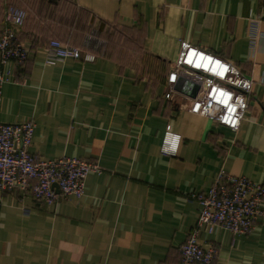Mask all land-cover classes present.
<instances>
[{
	"label": "crops",
	"instance_id": "1",
	"mask_svg": "<svg viewBox=\"0 0 264 264\" xmlns=\"http://www.w3.org/2000/svg\"><path fill=\"white\" fill-rule=\"evenodd\" d=\"M49 1L0 0V28L8 6L27 12L17 33L27 59L0 66V122L33 120L39 160L99 169L83 196L52 205L0 191V264H180L199 217L192 195L220 170L264 185V0ZM89 21L99 48L74 40ZM52 39L82 57L46 65ZM181 41L253 79L237 132L164 99ZM167 130L180 137L174 155L161 150ZM198 243L216 250L214 264H264V216L249 235L217 227Z\"/></svg>",
	"mask_w": 264,
	"mask_h": 264
},
{
	"label": "built area",
	"instance_id": "2",
	"mask_svg": "<svg viewBox=\"0 0 264 264\" xmlns=\"http://www.w3.org/2000/svg\"><path fill=\"white\" fill-rule=\"evenodd\" d=\"M26 17L24 9L15 6L5 9L0 28L1 67L8 62L23 63L27 59V50L17 41L18 30ZM46 50V65L82 57L78 49L55 39L48 42ZM84 59L92 61L94 57L85 55ZM180 78L186 87L198 86L195 97L175 91L174 86ZM3 82L0 72V85ZM166 85L164 99L175 102L179 98L189 113L237 132L248 110L253 79L242 74L231 62L181 41ZM34 128L33 120L13 124L0 122V191L28 192L36 201L47 205L59 199L83 196L86 177L98 171L97 164L74 157L51 161L37 159L28 152ZM179 141L178 135L167 130L162 152L174 155ZM192 197L199 204V217L179 248L180 264H214L216 250L198 243L202 231L212 232L219 227L233 235H249L255 230L257 218L264 216V185L224 170L219 171L206 193Z\"/></svg>",
	"mask_w": 264,
	"mask_h": 264
},
{
	"label": "rangeland",
	"instance_id": "3",
	"mask_svg": "<svg viewBox=\"0 0 264 264\" xmlns=\"http://www.w3.org/2000/svg\"><path fill=\"white\" fill-rule=\"evenodd\" d=\"M71 11H73V10H71ZM72 14L74 15L75 14V12L73 11L72 12ZM88 24H91V26L89 25L88 27H89V34L87 33V39L86 38H84V37H82L81 39L78 37V38H76V39H74L75 40V42H77V41H80V42H82V40H83V42H86L85 44L87 45V47H91V46H93V47H95V48H99L100 46H103V44H102V42H98V40H96L97 39V37L95 38V33L94 32H96V30L95 31H90L92 28H94V26H93V24H92V21H89L88 22ZM86 27H87V25H85ZM94 33V34H93ZM88 37H90V38H88ZM110 38V37H109Z\"/></svg>",
	"mask_w": 264,
	"mask_h": 264
},
{
	"label": "water",
	"instance_id": "4",
	"mask_svg": "<svg viewBox=\"0 0 264 264\" xmlns=\"http://www.w3.org/2000/svg\"><path fill=\"white\" fill-rule=\"evenodd\" d=\"M175 91L185 94L191 98L195 97L196 92L198 90L197 85H192L191 87H186L185 86V81L183 79H179L178 82L174 86ZM56 188V186H54ZM57 190V188H56Z\"/></svg>",
	"mask_w": 264,
	"mask_h": 264
},
{
	"label": "trees",
	"instance_id": "5",
	"mask_svg": "<svg viewBox=\"0 0 264 264\" xmlns=\"http://www.w3.org/2000/svg\"><path fill=\"white\" fill-rule=\"evenodd\" d=\"M60 1H61V0H50L49 3H51V4H53V5H58V4L60 3ZM79 13H80V12H79ZM79 13L74 14V15L72 14L71 19H72L73 22H74V19L76 18V16L79 15ZM62 23L65 24L64 21H63ZM61 25H62V24H61ZM77 25H79V23H77ZM62 26H64V25H62ZM78 28H79V27H78ZM24 62H25V61H24ZM24 62H23V63H24ZM23 63H22V64H23ZM22 64H19V65H22Z\"/></svg>",
	"mask_w": 264,
	"mask_h": 264
}]
</instances>
